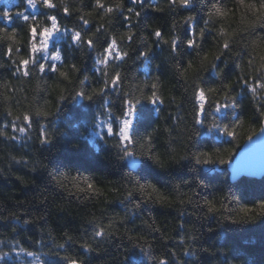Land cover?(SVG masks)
I'll return each instance as SVG.
<instances>
[{
    "label": "trees",
    "instance_id": "trees-1",
    "mask_svg": "<svg viewBox=\"0 0 264 264\" xmlns=\"http://www.w3.org/2000/svg\"><path fill=\"white\" fill-rule=\"evenodd\" d=\"M104 2L114 5L115 0ZM212 2L191 0L189 6H181L172 0H123L122 8L105 15L95 0H53L52 9L44 6V0H0V133L6 134L0 135V241H4L0 251L7 253L0 264H33L28 252L40 264H68L66 257L80 264H160L161 258L165 264H264V212L259 210L264 177L232 182L226 169L264 120V89L257 85L254 95L237 80L236 68L248 54L244 44L264 33V27L258 24L232 38L231 48L241 56L225 50L215 68H200L203 54L217 51V41L222 47L221 26L228 31L242 29L245 21L256 18L253 9L236 11L237 0H220L223 7L233 9L232 16L210 18ZM65 7L71 12L65 13ZM128 8L140 16L128 13ZM50 15L57 16L60 26L53 29L57 35L52 39L43 27L50 26ZM126 16H132L131 38L124 35L129 30ZM188 16L194 19L188 21ZM80 17L89 22L84 24ZM33 25L41 26L38 34ZM157 28L162 38L153 35ZM76 31L92 37L94 46L84 39L77 42ZM193 35L197 48L184 43ZM113 38L117 45L109 51L107 44ZM171 38L177 41L175 51L164 43ZM146 49L148 54L141 56ZM57 51L60 60L55 59ZM124 52L127 56H122ZM21 57L35 59L27 65L28 75L23 74ZM100 59L105 62L99 63ZM189 61L196 69L181 75ZM73 64L79 71H73ZM50 66L67 71L69 78ZM117 72L120 78L114 82ZM197 81L206 92V113L197 111L202 102ZM106 82L104 92L91 100L76 94L81 88L92 94ZM153 83L159 100L147 99ZM229 83L239 107L217 112L212 107L215 101L229 103L221 100ZM209 87L219 92L208 93ZM39 108L51 114L37 116ZM24 112L30 121L23 119ZM17 115L21 118L14 119ZM123 120L129 121L134 142L109 130V123L114 131L122 129ZM41 125L47 143H41ZM20 127L26 131L20 132ZM149 133L153 134L150 152L161 157L163 166L143 155L141 145ZM125 151L140 160L137 169ZM199 152L212 159L197 163L194 154ZM215 166L221 170L210 172ZM64 174L81 178V187H86L82 178L88 177L102 191L77 192L71 180L63 181ZM134 180L156 185L158 194L175 202L144 203L139 192L126 197ZM205 199L219 211L209 213ZM241 207L252 209L248 215L255 218H225L236 217ZM92 217L105 227L111 220L114 227L96 237L97 221Z\"/></svg>",
    "mask_w": 264,
    "mask_h": 264
},
{
    "label": "snow or ice",
    "instance_id": "snow-or-ice-1",
    "mask_svg": "<svg viewBox=\"0 0 264 264\" xmlns=\"http://www.w3.org/2000/svg\"><path fill=\"white\" fill-rule=\"evenodd\" d=\"M173 4L178 3L181 6H189L191 4V0H172ZM44 6L47 8H55L56 5L53 3V0H44ZM95 7L96 8H100L104 10L105 15L113 13L114 9H119L123 7V0H115L114 5H106L104 0H95ZM241 9H253L254 10V15L256 16V18L254 20L251 21H245V28L242 29H237V30H233V31H228L227 28L221 26V28L219 29V32H221L224 35V39L222 42V47L219 51H215V52H207L205 54H203L202 59L200 61V67L203 66H207V65H211L212 67H216L214 61H216L217 59H219L225 50H227L228 52L231 53V55L233 57H239L241 56V53L239 51H233L231 48V44H232V38L235 37L237 35V33L239 31H248L250 29H254L256 27V25H260L261 27H264V0H259L258 3L253 4L250 2V0H237V8L236 11H239ZM63 11L65 13H70L71 9L65 7L63 9ZM128 13H134L135 17H139L140 16V12L135 11L134 8H128L127 9ZM234 14L233 9H228L222 6V4L220 3V0H213V2L210 5L209 11H208V16L211 18L213 17V15H216L218 17H230ZM88 15H91V13H89ZM80 19H83L84 24H87L89 21L84 19L83 17H80ZM188 21H192L194 19V16H188L186 18ZM48 20L51 22L50 26L44 25V34L45 36H47L53 29H59V24H58V19L56 15H50L48 17ZM125 20L128 22L129 24V30L127 33H125L124 35L127 36L128 38L132 37V25H131V21H132V16H126ZM207 24V21H205V25ZM32 27L35 28L36 33L38 34L41 31V26H37V25H33ZM99 30V29H97ZM76 35V41L79 42L81 39L86 40V42L88 43V45L90 47L94 46V40L92 39V37H84L82 35L81 32L76 31L75 33ZM94 35V33H93ZM153 35L157 38H162V32L157 28L153 30ZM205 35V30L204 28H201L199 30V36L203 37ZM124 36H121L120 39H123ZM164 43H169L171 48L173 49V51H175L178 47L177 45V41L176 38H171L170 40H164ZM184 43H186L187 46L189 47H199L198 42L195 38V35H193L192 38H188L186 39V41H184ZM117 45V40L115 38H113L111 40L110 43L107 44V48L110 51L111 48L116 47ZM244 48L247 49V55L244 56L242 61H239L236 63V68L239 69L240 74L237 77V80H239V82L241 83V85L251 88L253 94L255 95L257 93V85L259 86L260 89H264V40L262 39H252L250 40L248 43L244 44ZM34 49H35V45H34ZM148 51H150V49H146L145 51H142L140 53L141 56H146L148 54ZM9 53H11V48L9 49ZM122 56H127V52H124L122 54ZM122 56L120 57L122 59ZM21 61L24 64V75H28L29 72L27 71V65L29 63H35V59H28V58H20ZM55 59L56 60H60L61 59V53L59 51H57L55 53ZM99 63L103 64L105 61L103 59H100L98 61ZM51 67V66H50ZM179 67V66H178ZM40 69L42 72L45 71L46 69V65L45 63H42L40 65ZM72 69L73 71H79L78 67L73 64L72 65ZM188 69H196V66H194L192 64L191 61L188 62V66L187 68H184L182 72H180L181 75H186L188 72ZM52 71H58L59 75L61 77H64L65 79L69 78V73L67 71L61 70L57 67H51ZM16 71H21L20 67H17ZM217 76H220V72H217ZM247 77V78H246ZM120 78V73H115L113 76V81L117 82V80ZM84 79H88V77H84ZM251 80V83H250ZM84 80L82 79L80 81V85H83ZM108 87V83L106 82L102 87H98L93 89L92 94H86L83 90V88H81L80 90H77L76 94L81 95L83 97H85L86 99L91 100L93 98V95L95 94H102L104 92V89ZM153 92L151 94L150 97H147V99H160V97L157 95V92L155 91L157 85L155 83H153L151 85ZM197 88L199 89V96L201 98V104H199V108L197 109V111L199 112H205V100H206V92L205 89L203 87H201L200 83L197 81ZM232 88H233V84L229 83L227 85L224 86V91L221 97V100H227L229 101V103L227 104H223L220 101H215L212 105V107L215 108V110L218 112L222 107L224 108H233V107H239V105L236 103V94H230L232 92ZM207 92L208 93H212L215 94L217 92H219L218 88H212L209 87L207 88ZM60 99L63 100L64 97L60 96ZM162 102V101H161ZM206 113V112H205ZM35 114L37 116H44L47 117L48 115H50L51 113L49 111H47L44 108H39L35 110ZM262 115H264V111H262ZM21 117L19 115L15 116L14 119H20ZM23 119L25 121H30V114L28 112H24L23 113ZM122 119V118H121ZM15 127V125H13ZM30 123L28 124V127H30ZM215 126V121H213V125ZM108 128L111 132H113L114 134L118 135V136H122V138L125 141H129V142H134L133 137L130 135V125H129V121L127 120H123V128L120 129L119 131H114V127L111 123L108 124ZM20 132H25L26 131V127H20L19 128ZM41 134H42V139H41V143H47L49 142V137L47 136L45 129L43 127V125H41ZM0 135H6L5 133H0ZM152 138H153V134L149 133L147 134V136L145 137V141L144 144L141 145V147L144 149L143 151V155L146 156H150V158L155 162L160 164L161 166H163L162 161H161V157L159 155H155L153 153L150 152L151 149V142H152ZM125 155L130 154L129 151H125L124 153ZM195 159L197 163H203L205 161L211 160L212 156L210 154L207 153H195ZM14 159H16V157H14ZM173 159H175V157H173ZM19 179L23 180L22 177H19ZM55 179V178H54ZM81 178L77 177V176H68L66 174L63 175V181H67V180H71L72 181V188H74L77 192H86V193H91V192H100L102 191L100 188H98L94 182H90L88 177H83V183L84 185H86V187H81L79 184V180ZM62 180L60 179H56V183L62 187V188H67V185L65 183H63ZM177 188H179V185L176 186ZM113 191H117L116 189H113ZM134 192H139L142 196V201L144 203H159V204H165L166 202H172L174 203L175 201H171L169 197L163 196L158 194L159 193V189H157L156 185L148 183H140L139 180H134L133 182V187L131 190L127 191L126 197H132ZM155 197V198H154ZM187 202H193L191 200L190 197H186ZM181 204H184L186 201L185 200H180L179 201ZM204 205L207 208V211L209 213L212 212H218L219 209H217V207L215 206V204L208 199L204 200ZM136 207H140V203L137 202ZM222 208H226V205H221ZM259 210L260 212H264V203H261L259 205ZM252 211V209L248 208V207H241L239 209V212L237 213L236 217L233 216H228L225 217L226 219H230V220H242L244 219L246 216L249 219H254L255 217L249 216L248 214ZM243 214V215H241ZM115 219H119V220H123V217H115ZM93 221H97L96 217H92ZM29 221H25V223H28ZM146 223V222H145ZM113 222L110 220L107 227L105 226H101V224L97 221L96 225H95V231H94V236L96 237H102L103 235H105V233L108 232V229L113 228ZM154 231H159V228H153ZM69 240L72 239L71 236L68 237ZM4 241H0V244H3ZM61 247H63L64 245L61 244ZM83 246L85 248H89L91 249V244L85 243L83 244ZM12 251H17L16 247H12L11 249ZM19 251L20 252H24L25 249L23 247H19ZM7 253L0 251V257H4ZM29 256H32L33 253L32 252H28ZM66 259L68 260V264H78V262L71 258V257H66ZM36 264H40V261L37 260ZM160 264H165V261L163 258L160 259Z\"/></svg>",
    "mask_w": 264,
    "mask_h": 264
},
{
    "label": "water",
    "instance_id": "water-1",
    "mask_svg": "<svg viewBox=\"0 0 264 264\" xmlns=\"http://www.w3.org/2000/svg\"><path fill=\"white\" fill-rule=\"evenodd\" d=\"M57 34L52 30L48 38L52 39ZM130 163L133 169H137L140 160L133 153L130 154ZM226 169L229 172L230 180L237 181L243 177L262 178L264 177V120L261 128L256 134L248 138L238 150L234 158L228 162ZM214 170L220 171L219 166H215ZM78 264H80L78 262Z\"/></svg>",
    "mask_w": 264,
    "mask_h": 264
},
{
    "label": "clouds",
    "instance_id": "clouds-1",
    "mask_svg": "<svg viewBox=\"0 0 264 264\" xmlns=\"http://www.w3.org/2000/svg\"><path fill=\"white\" fill-rule=\"evenodd\" d=\"M253 39H262V40H264V33H257L256 37L253 38ZM233 42H235V41H233ZM215 47H216L217 51H219L221 49L219 41H217V44L215 45ZM214 63H216V61H214ZM200 68H205V70H206V66H203V67H200Z\"/></svg>",
    "mask_w": 264,
    "mask_h": 264
},
{
    "label": "rangeland",
    "instance_id": "rangeland-1",
    "mask_svg": "<svg viewBox=\"0 0 264 264\" xmlns=\"http://www.w3.org/2000/svg\"><path fill=\"white\" fill-rule=\"evenodd\" d=\"M49 35V34H48ZM30 258V261L33 263V264H36V261L38 260L36 257L34 256H29Z\"/></svg>",
    "mask_w": 264,
    "mask_h": 264
}]
</instances>
